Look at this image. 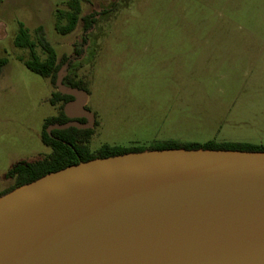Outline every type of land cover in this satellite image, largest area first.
<instances>
[{
	"label": "rangeland",
	"instance_id": "1",
	"mask_svg": "<svg viewBox=\"0 0 264 264\" xmlns=\"http://www.w3.org/2000/svg\"><path fill=\"white\" fill-rule=\"evenodd\" d=\"M68 1L0 0V197L14 164L51 153L41 135L68 74L88 84V104L72 103L68 114L94 129L93 152L168 140L264 145V0H86L91 29L80 21L62 35ZM21 25L33 40L43 28L59 61L69 59L56 87L26 67Z\"/></svg>",
	"mask_w": 264,
	"mask_h": 264
},
{
	"label": "water",
	"instance_id": "2",
	"mask_svg": "<svg viewBox=\"0 0 264 264\" xmlns=\"http://www.w3.org/2000/svg\"><path fill=\"white\" fill-rule=\"evenodd\" d=\"M76 123L48 132L89 129ZM0 264H264V154L144 152L50 174L0 198Z\"/></svg>",
	"mask_w": 264,
	"mask_h": 264
},
{
	"label": "trees",
	"instance_id": "3",
	"mask_svg": "<svg viewBox=\"0 0 264 264\" xmlns=\"http://www.w3.org/2000/svg\"><path fill=\"white\" fill-rule=\"evenodd\" d=\"M86 0H69L67 8L58 12L59 21L56 30L59 34L68 35L75 31L80 21L83 22L84 29L89 30L93 24V14L81 18L83 2ZM65 20V24H61ZM16 46L19 48H28L32 51V59L25 62L26 67L51 81L56 87L59 73L69 62V59L62 58L60 61L56 52L48 42L44 29L36 30V40H33L28 29L21 25L19 35L16 38ZM40 47L45 54V59L41 60L36 54V48ZM6 64L5 60H0V71ZM62 85L66 88L76 89L89 94L88 84L83 79H77L70 74L62 79ZM75 101V97L69 94H62L57 91L52 94L50 103L52 106L60 105L57 116L47 118L44 122L41 140L43 144L51 149V153L33 161H19L14 164L5 175V178L14 181L6 192L5 196L23 186L30 185L36 181L67 168L78 166L81 163H89L95 160H103L113 157H120L129 154H139L144 152H163V151H214V152H237L264 154V145L247 142H218L210 140L206 143L179 142L175 140L158 141L151 144L149 148L131 147L124 148L120 146L104 145L100 150L93 152L90 148V142L94 136V129H78L69 127L62 130H52L49 133V127L55 125H65L71 122L86 124L84 118H69L65 113V106ZM97 125V122H96ZM0 197V198H1Z\"/></svg>",
	"mask_w": 264,
	"mask_h": 264
},
{
	"label": "crops",
	"instance_id": "4",
	"mask_svg": "<svg viewBox=\"0 0 264 264\" xmlns=\"http://www.w3.org/2000/svg\"><path fill=\"white\" fill-rule=\"evenodd\" d=\"M76 99V98H75ZM82 101H83V104L85 105V102L88 104V101H89V97H88V94H87V98H86V94L85 96L82 95L81 97ZM77 101V100H76ZM75 101V102H76ZM67 111V110H66ZM72 117H76V116H72Z\"/></svg>",
	"mask_w": 264,
	"mask_h": 264
}]
</instances>
